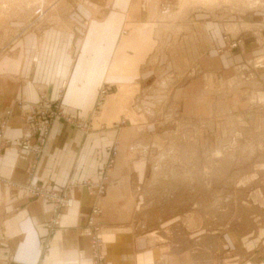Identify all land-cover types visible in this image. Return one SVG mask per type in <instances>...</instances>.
<instances>
[{
    "label": "rangeland",
    "instance_id": "rangeland-1",
    "mask_svg": "<svg viewBox=\"0 0 264 264\" xmlns=\"http://www.w3.org/2000/svg\"><path fill=\"white\" fill-rule=\"evenodd\" d=\"M113 3L0 0V104L12 100L16 74L33 69L28 57L36 53L39 58L44 42L52 36H84L95 19L108 16ZM136 4L147 25L142 30H148L142 45L150 48L138 65L130 113L97 122L118 87L107 79L84 117L65 109L61 95L49 98L44 85L38 101L22 94L0 114V150L9 143L3 130L18 109L19 119H27L19 144L37 157L56 120L86 135L122 131L121 139L106 146L98 178L68 180L59 188L31 177L0 180L31 200L51 203L48 234L41 242L46 257L64 214L85 192L80 199L89 208L91 264H109L105 236L114 229L125 243L146 252L138 259L148 258V264L165 258L173 264H264V0ZM122 32L127 35L129 29ZM36 130L42 134L33 141ZM141 163L137 176L132 168ZM115 185L122 200L116 216L106 213L103 202ZM29 186L58 197L37 195ZM140 260L135 264H143Z\"/></svg>",
    "mask_w": 264,
    "mask_h": 264
},
{
    "label": "crops",
    "instance_id": "crops-1",
    "mask_svg": "<svg viewBox=\"0 0 264 264\" xmlns=\"http://www.w3.org/2000/svg\"><path fill=\"white\" fill-rule=\"evenodd\" d=\"M136 2L114 0L108 16L95 19L91 26L89 24L84 36L50 37V43L44 42V53L39 58L36 53L32 58L28 57L29 62L35 64L32 72L25 69L19 76L16 74L18 89L11 101L7 99L0 104V114L5 104L9 106L22 94L31 101H38L40 88L44 85L49 98L56 99L61 95L65 109L84 117L93 106L100 85L107 79L118 87L108 96L102 117L97 122L111 123L130 113L137 99L138 65L150 48V45H142L148 30H142L147 25L145 17L140 15L141 6ZM122 28L129 29L127 35H123ZM140 39L141 43H138ZM14 110L3 130L9 143L3 144L0 150V178L10 181L24 182L31 177L33 181L49 182L59 188L68 180L96 179L107 158L106 146L116 137L122 138V131L108 129L86 135L56 120L44 152L37 157L32 150H25L19 144L25 135L22 123L27 119H19V110ZM41 134L34 131L32 140L36 141ZM122 161L120 155L117 171H121ZM143 166V163L134 164L132 171L137 176L141 175ZM118 189L119 186L115 185L103 201L108 215L114 212L116 216L115 206L122 203ZM75 192L71 191V194ZM78 194L80 198L88 195L85 192ZM0 198L4 211L0 218V264H91L89 229L85 224L89 208L82 204L80 198H76L64 214L63 225L53 235L47 257L43 256L41 242L48 234L51 203L31 200L24 196L22 190L15 192L2 180ZM121 233L114 229L105 236L111 258L109 264H135L145 251L125 243ZM147 259L140 262L148 264ZM158 264H173V261L165 258ZM177 264H182V261Z\"/></svg>",
    "mask_w": 264,
    "mask_h": 264
},
{
    "label": "built area",
    "instance_id": "built-area-1",
    "mask_svg": "<svg viewBox=\"0 0 264 264\" xmlns=\"http://www.w3.org/2000/svg\"><path fill=\"white\" fill-rule=\"evenodd\" d=\"M30 187V186H29ZM31 189H30V191L33 193H37V195L38 194H41L42 196H44V197H46V198H49V199H52V198H56V197H58V196H56V194H53L52 192H49V191H47V190H41V189H38L37 187H30ZM39 192V193H38ZM70 202V201H69ZM69 202H68V204H69Z\"/></svg>",
    "mask_w": 264,
    "mask_h": 264
},
{
    "label": "bare ground",
    "instance_id": "bare-ground-1",
    "mask_svg": "<svg viewBox=\"0 0 264 264\" xmlns=\"http://www.w3.org/2000/svg\"><path fill=\"white\" fill-rule=\"evenodd\" d=\"M70 203V202H69Z\"/></svg>",
    "mask_w": 264,
    "mask_h": 264
}]
</instances>
